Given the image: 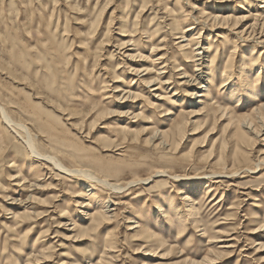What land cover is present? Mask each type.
<instances>
[{"label":"rangeland","instance_id":"374dc122","mask_svg":"<svg viewBox=\"0 0 264 264\" xmlns=\"http://www.w3.org/2000/svg\"><path fill=\"white\" fill-rule=\"evenodd\" d=\"M250 13L264 19V0H0V264H264V128L238 121L264 104V33L234 21ZM123 90L137 97L119 103ZM17 125L41 155L124 189L37 162ZM108 200L114 216L92 224Z\"/></svg>","mask_w":264,"mask_h":264},{"label":"bare ground","instance_id":"6f19581e","mask_svg":"<svg viewBox=\"0 0 264 264\" xmlns=\"http://www.w3.org/2000/svg\"><path fill=\"white\" fill-rule=\"evenodd\" d=\"M225 8V7H224ZM251 17V16H256L254 19H253V22H252V24H250L249 26L247 25V27H246V29L245 30H243V32H241L240 33V36L243 38V36H245L246 34H248V36H251L252 37V35L253 36H256V34H258L259 36H262L263 35V33H264V19H262L261 20V18H258V14L257 15H252V13H250L249 15H246V17H242V18H238V17H236V19H234V21H235V23H236V25H239L240 23H242L243 21H246V19H247V17ZM263 16V15H262ZM231 18H232V15L229 17V16H223V15H220V14H214V17H212V21L213 22H215V23H217V22H220V23H223L224 25H229V22H230V20H231ZM253 18V17H252ZM264 18V17H263ZM197 21V20H196ZM199 22V21H198ZM197 22V23H198ZM178 25V24H177ZM204 25V24H203ZM216 27V26H215ZM196 27H194V26H192V28H190L189 30H188V32H191V34H190V37H186L187 35H184L183 36V40L181 41V43H183V42H187V44L185 45V46H191L193 43H195V41H197V40H199L198 38H201V34H200V36L199 37H196L195 39H193V37L196 35L194 32L196 31ZM243 41H245V40H243ZM130 44V43H129ZM196 44H200L199 42H196ZM262 44H264V40H262V42H260L259 43V45L261 46ZM257 45H258V43H257ZM200 47V46H199ZM154 48V47H153ZM202 48L200 47L199 49H196V50H194V51H192V53L191 54H189L188 55V58L189 59H191V60H196L198 57V59L196 60V61H198L199 62V60H201V62H202V59H203V54L205 53V52H207V49L206 48H204V51H199V50H201ZM236 50H237V47L235 48ZM240 51V50H239ZM218 53V52H217ZM236 53V52H235ZM234 55H233V53L231 52V55H230V59H229V61L226 63V66H225V68H224V72H223V77L222 78H226L225 79V81L223 82V83H221V85L217 88V90L218 91H223V89H224V87H225V85H224V83L225 82H229V78H231L230 77V73H229V70H230V68H231V65H233L232 64V62H233V60H234ZM215 61H216V58H214V57H212L211 58V65H210V67H209V70L210 71H214L215 72V70H213L212 69V67L214 66V64H215ZM199 64H201V63H199ZM201 66V65H200ZM201 69V68H200ZM208 69V68H207ZM182 70V69H181ZM197 71L198 70H196L195 72L197 73ZM142 71H140L139 72V74L141 73ZM199 72V71H198ZM145 73H149V72H146L145 71ZM163 73H166V71H163ZM163 73H161V74H163ZM159 74V73H158ZM202 74H204V72L202 71L201 73H199V78L200 79H202V80H204V78H203V75ZM263 73H259L257 76H256V82H257V80L259 81L260 80V78H261V75H262ZM145 75V74H144ZM149 75V74H148ZM182 75H184L185 76V78L187 77V78H189L190 80H193V81H195V82H197V79L195 78V77H191V76H189V75H187V72H184ZM159 76V75H158ZM162 76V75H161ZM210 80H212V79H210ZM138 81V80H137ZM212 81H214V80H212ZM143 82V81H142ZM134 84H135V82H133ZM147 83V82H146ZM155 83H159V84H162L161 83V78H160V76L158 77V78H154V79H152V81L148 84L149 86H152V84H155ZM203 82H200L199 84H202ZM165 84H168V83H165ZM197 84V83H196ZM145 85V84H144ZM164 85V84H163ZM132 86V85H131ZM202 87L203 86H200V87H198L199 89H202ZM156 88V87H155ZM151 90V89H150ZM160 90V89H159ZM124 91V90H123ZM118 92H121V90H117L116 89V91H115V93H118ZM123 93H125L124 94V96H121L120 97V99L122 98V101L120 102V100L119 99H117V102H119V103H124V104H126L127 102H129V100H130V98L131 97H137V94H135V93H132L131 92V90H128V91H124ZM219 94H221V92H218ZM248 93V92H247ZM151 95V94H150ZM175 95V94H174ZM173 95V96H174ZM192 95V94H191ZM198 95V94H197ZM197 95H195V94H193L191 97H194V96H196L197 97ZM156 96V95H155ZM157 97V96H156ZM199 97V96H198ZM109 98V95L107 94V97L105 98V99H108ZM158 98V97H157ZM159 98H160V96H159ZM132 99V98H131ZM216 103H218V102H215V104ZM116 105V104H115ZM11 106V105H10ZM1 108V107H0ZM219 108V107H218ZM220 109V111L222 110H224V115L223 116H225V113H226V111H227V108H219ZM4 110V109H3ZM5 111V110H4ZM1 112V111H0ZM132 113V112H131ZM3 114H4V117H5V120H6V124L8 123L9 125H11V124H13L12 122V120L9 118V117H7V114H5V112H3ZM136 115V114H135ZM167 115V114H166ZM168 115H169V113H168ZM9 116V115H8ZM190 119V118H189ZM239 122H240V124H241V127L244 129V131H245V134L246 135H248L249 133L250 134H254L256 137H259L260 136V133H261V130H263V128H264V104L262 103V104H260L259 106H257L256 108H254L253 109V111H252V113L251 114H249V116H245V117H242V118H240L239 120H238ZM18 124V123H17ZM191 124V123H190ZM14 126V125H13ZM16 127H19L24 133L26 132V131H28L27 130V128L28 127H24L23 125H17ZM182 127H183V124L182 123H178L177 124V127H176V129L180 132V134H184L183 133V129H182ZM120 128V127H119ZM29 129V128H28ZM17 130V129H16ZM20 131V130H19ZM157 131H159V130H157ZM29 132V131H28ZM27 133V132H26ZM186 133V132H185ZM18 134V133H17ZM26 135V134H25ZM31 135L32 134H30V132L29 133H27V139L24 141V144L28 147V149L30 150V152H31V156L33 157V159H35L37 162H39V163H41V164H45V165H48L49 163L50 164H52L58 171L60 170L62 173H64L66 176L65 177H67V176H73V177H84L85 179H86V181H89L88 183H94V184H92L91 185V187H92V189L93 190H96V188H95V186L96 185H100V186H102L103 188H106V189H109V190H111V191H122L124 188L120 185V184H118V183H114V182H112L109 178H103V177H100V176H97L96 174H94V173H91V172H89V171H87V170H84V169H80V168H75V169H70V168H68V167H66L61 161H60V159H58V158H56V157H53V156H50V155H47V154H43V155H41L40 153H38L37 152V150H36V147H35V144L36 143H34L33 142V139H32V137H31ZM117 136V135H116ZM154 136V135H153ZM116 138V137H115ZM183 138V137H182ZM109 140V139H108ZM182 142V141H181ZM161 144V143H160ZM3 145V144H2ZM42 153V152H41ZM52 155V154H51ZM32 160V159H31ZM260 162V161H259ZM264 165V162H260V163H258L257 164V167H259L260 165ZM249 172L250 171H252V169H250V170H248ZM161 174L163 175V176H167L168 174H166V172H161ZM212 176H219V175H212ZM224 176V175H223ZM215 179V178H214ZM217 179V178H216ZM135 183V181L134 182H131V183H128L126 186H128L129 184H134ZM137 183V182H136ZM33 186H36L37 188L39 187V185L37 186V184H35V185H33ZM195 189V188H194ZM38 190H39V188H38ZM90 193V189H89V191H83V192H81L80 194H77L76 195V197H78V198H83V200H86V199H89L88 197L91 195V194H89ZM76 197H74V198H76ZM78 198H76V200H77V204H78V206H83V207H88V210L89 211H91L92 209H94L95 207V205L93 204V203H91V202H87L86 204L83 202V201H81V200H79ZM13 203H16L17 201H16V199L15 198H13ZM32 200H33V196H30L29 198H28V200L27 201H25V202H22V204H28V202H32ZM183 200L184 201H187V202H189V203H192V205H196L197 203L192 199V197L191 196H189V195H185L184 197H183ZM109 203H111V200H108V202H105V206H103L101 209L103 210V211H98V212H95L94 214L92 213V215H90L92 218V224L95 222V223H97V225H100V224H102V223H105V222H107L110 218H112L113 216H114V214H115V208H111V207H109ZM84 204V205H83ZM106 204H107V206H106ZM30 207H26L25 209L28 211V210H30L29 209ZM160 211H164L163 209H162V207H160V208H158ZM20 210V209H19ZM19 213V212H18ZM173 213V212H172ZM186 213V212H185ZM82 215L83 216H87L88 214H86L85 215V213L84 212H82ZM18 217V216H17ZM170 216L168 215L167 216V218H169ZM40 218V217H39ZM180 219V218H179ZM127 223H129V224H136L137 222H135L134 220H132V218H129L128 220H127ZM134 226V225H133ZM131 228V227H130ZM135 228H138V227H135ZM260 229H263V226L260 228ZM252 233V232H251ZM208 236V235H207ZM261 245V244H260ZM263 248H264V243L261 245ZM259 249V248H258ZM263 250V249H262ZM152 255V254H151ZM161 258V260H164L163 258H165L164 256L163 257H160ZM209 260V259H208ZM35 261V260H34ZM197 261V260H196ZM191 262H193V261H191ZM198 262V261H197ZM209 263H210V261H209ZM213 263V262H212ZM156 264V263H155ZM157 264H163V262H158ZM195 264V263H194ZM198 264V263H197Z\"/></svg>","mask_w":264,"mask_h":264}]
</instances>
